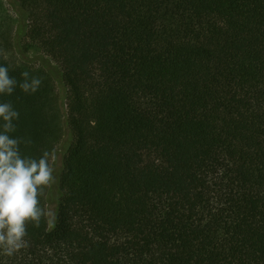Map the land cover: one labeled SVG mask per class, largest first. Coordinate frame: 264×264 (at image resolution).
Returning a JSON list of instances; mask_svg holds the SVG:
<instances>
[{"label":"trees","instance_id":"obj_1","mask_svg":"<svg viewBox=\"0 0 264 264\" xmlns=\"http://www.w3.org/2000/svg\"><path fill=\"white\" fill-rule=\"evenodd\" d=\"M7 1V134L61 163L0 264H264V0Z\"/></svg>","mask_w":264,"mask_h":264},{"label":"clouds","instance_id":"obj_2","mask_svg":"<svg viewBox=\"0 0 264 264\" xmlns=\"http://www.w3.org/2000/svg\"><path fill=\"white\" fill-rule=\"evenodd\" d=\"M7 69L0 66V93L11 94L14 80L8 79ZM20 87L28 92H35L41 81L33 78L27 82L28 73ZM19 113L12 109L10 103H0V120L3 131L0 132V249L11 256L26 246L27 225L39 226L42 216H49V223L55 219L51 212H45L39 206V196L43 187L56 182L54 168L49 164L47 153L39 160L24 158L20 155L18 138L7 133L15 131L13 120Z\"/></svg>","mask_w":264,"mask_h":264},{"label":"rangeland","instance_id":"obj_3","mask_svg":"<svg viewBox=\"0 0 264 264\" xmlns=\"http://www.w3.org/2000/svg\"><path fill=\"white\" fill-rule=\"evenodd\" d=\"M4 3H5V7L9 11V13L14 16V11H13L12 6L9 4V1L4 0ZM35 55H37V54H35V52L31 51L29 53L30 60H32L31 58H33ZM33 64L37 67L41 66V64L46 65V63L44 61H42L41 59L40 60L37 59L36 61L33 62ZM56 88H57L58 93L63 92V90L61 89L60 86L56 85ZM60 163H61V154H60V152H57L55 154V156L53 158H51V160H50V165L54 168V172L58 170Z\"/></svg>","mask_w":264,"mask_h":264}]
</instances>
